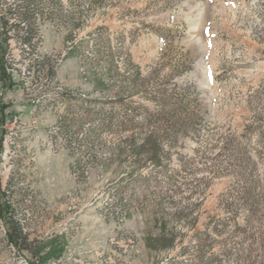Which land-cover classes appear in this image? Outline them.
<instances>
[{"label": "rangeland", "instance_id": "374dc122", "mask_svg": "<svg viewBox=\"0 0 264 264\" xmlns=\"http://www.w3.org/2000/svg\"><path fill=\"white\" fill-rule=\"evenodd\" d=\"M0 42V264H264V0H0ZM173 83L200 118L156 163L62 124Z\"/></svg>", "mask_w": 264, "mask_h": 264}, {"label": "trees", "instance_id": "16d2710c", "mask_svg": "<svg viewBox=\"0 0 264 264\" xmlns=\"http://www.w3.org/2000/svg\"><path fill=\"white\" fill-rule=\"evenodd\" d=\"M22 16L25 19L29 18L26 12ZM22 38L29 42V33L25 31ZM5 62L4 48L0 42V75L10 80V74L4 68ZM141 96L151 101L152 107L122 94L106 98H79L68 95L67 106L72 110L63 117L62 124L75 138L83 124L87 122H90L87 139L94 138L96 131L120 133L125 136L119 141L122 145H129L131 153L135 154L136 158L139 154H144L152 161H157L159 155L164 152L163 139L168 141V147L171 146L181 133H185L199 120L196 112L197 92L191 85L177 86L173 83L171 87L166 88L158 84L151 89H145ZM3 108H0V153L3 150L5 134ZM137 136L141 137L140 141H136ZM168 151L169 149L166 153ZM3 196L4 191L0 186V199ZM0 218L6 226L8 240L16 245L18 236L10 226L9 205L5 201L0 203ZM56 240L55 238L48 242V249L40 258L52 255Z\"/></svg>", "mask_w": 264, "mask_h": 264}]
</instances>
